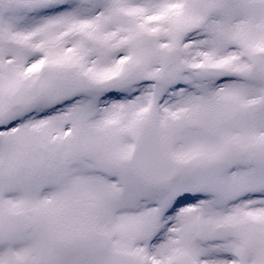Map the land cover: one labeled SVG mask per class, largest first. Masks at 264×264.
Instances as JSON below:
<instances>
[{
	"label": "snow or ice",
	"instance_id": "snow-or-ice-1",
	"mask_svg": "<svg viewBox=\"0 0 264 264\" xmlns=\"http://www.w3.org/2000/svg\"><path fill=\"white\" fill-rule=\"evenodd\" d=\"M0 264H264V0H0Z\"/></svg>",
	"mask_w": 264,
	"mask_h": 264
}]
</instances>
